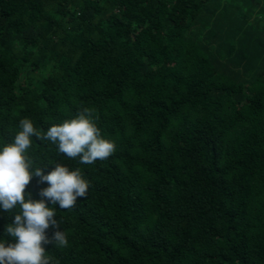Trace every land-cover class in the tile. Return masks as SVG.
Instances as JSON below:
<instances>
[{
    "label": "trees",
    "instance_id": "trees-1",
    "mask_svg": "<svg viewBox=\"0 0 264 264\" xmlns=\"http://www.w3.org/2000/svg\"><path fill=\"white\" fill-rule=\"evenodd\" d=\"M244 23L228 0H0V148L83 108L116 145L82 164L32 137L34 167L89 184L69 209L26 188L68 241L51 264H264V39Z\"/></svg>",
    "mask_w": 264,
    "mask_h": 264
},
{
    "label": "clouds",
    "instance_id": "clouds-1",
    "mask_svg": "<svg viewBox=\"0 0 264 264\" xmlns=\"http://www.w3.org/2000/svg\"><path fill=\"white\" fill-rule=\"evenodd\" d=\"M95 120L94 110L83 108L75 118L41 132L30 119L24 118L19 121L21 130L13 141L0 148V208L5 212L19 208L13 222L5 227L7 236L15 243L6 246V242H0V264H51L52 258L43 245L67 246L64 231L55 230L60 226L54 219L55 209L48 207L44 199L32 200L26 188L33 176L39 177L38 183L49 185L39 191V196L61 209H69L75 206L77 198H86L89 184L78 168L70 171L57 165L44 175L41 167H34L28 151L35 136L57 145L58 154L68 159L79 157L82 164L104 160L116 151V145L102 137ZM49 227L54 229L51 238L45 235Z\"/></svg>",
    "mask_w": 264,
    "mask_h": 264
},
{
    "label": "rangeland",
    "instance_id": "rangeland-1",
    "mask_svg": "<svg viewBox=\"0 0 264 264\" xmlns=\"http://www.w3.org/2000/svg\"><path fill=\"white\" fill-rule=\"evenodd\" d=\"M253 2L255 4H253ZM228 3L232 12L236 13V17L245 21L243 29L246 27L248 28L250 25L252 27L251 30L255 31L256 36L260 39H264V0H228ZM237 22L238 21H235L232 24L231 29L236 27ZM244 36L245 35H243V37ZM235 39L236 37L230 32L224 38V42L228 44L235 43ZM259 60L260 58H258V62Z\"/></svg>",
    "mask_w": 264,
    "mask_h": 264
}]
</instances>
